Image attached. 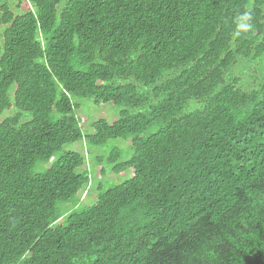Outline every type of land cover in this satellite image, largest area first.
Returning <instances> with one entry per match:
<instances>
[{"label":"trees","instance_id":"1","mask_svg":"<svg viewBox=\"0 0 264 264\" xmlns=\"http://www.w3.org/2000/svg\"><path fill=\"white\" fill-rule=\"evenodd\" d=\"M27 1L0 0V264H264V79L232 73L264 0ZM75 98L122 108L88 144H128L87 205Z\"/></svg>","mask_w":264,"mask_h":264},{"label":"rangeland","instance_id":"2","mask_svg":"<svg viewBox=\"0 0 264 264\" xmlns=\"http://www.w3.org/2000/svg\"><path fill=\"white\" fill-rule=\"evenodd\" d=\"M7 2H8L9 8L15 12L16 11L21 12V11H24L30 8V3L27 0H7ZM2 28L3 26L0 24V40L2 38ZM241 59L242 58H240V60ZM242 60H245V59H242ZM252 62H250L251 63L250 66L246 65L245 69H240L244 63L239 62L236 64V66L232 70V73L235 76L240 75L239 76L241 77L240 84L246 85V87L247 86L255 87L259 83V81L264 79V62H262V60H260V63L258 62L252 63ZM74 100L79 102V107L76 108L75 114H76V117H78L81 122L80 127H81L82 138L75 142L66 144L64 146V149L75 150L84 157V163L82 165V168L85 169L89 173L90 181L87 185H85L84 188H82L79 191L78 199H79L80 204L87 205L93 200H95L94 198H95V194L97 190L96 184L98 181L111 180L112 182H115L114 184H117L125 180L126 179L125 177L129 176L127 172L124 174V176H119V175L113 174L107 169H105L104 171L106 164L104 161L98 163L97 161L98 156L96 155L105 156L108 150L112 146H116L122 151H125L123 148H125L128 144L126 141H122L120 139H109L102 146H91L90 144H88L86 140V136L93 132V129L91 127V122L98 118H104L107 121H111L117 116L118 112L122 108L118 105L111 104V103H98L97 104V103H94V101L89 98H82V99L75 98L73 99V101ZM101 168H103V170ZM101 183L103 182H100V184ZM78 207L79 205L76 206L75 208H78ZM61 220H62V217L58 219V221H61Z\"/></svg>","mask_w":264,"mask_h":264}]
</instances>
